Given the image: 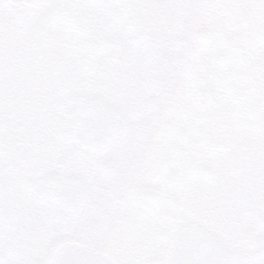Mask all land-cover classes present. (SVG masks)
<instances>
[{
    "label": "snow or ice",
    "instance_id": "1",
    "mask_svg": "<svg viewBox=\"0 0 264 264\" xmlns=\"http://www.w3.org/2000/svg\"><path fill=\"white\" fill-rule=\"evenodd\" d=\"M0 264H264V0H0Z\"/></svg>",
    "mask_w": 264,
    "mask_h": 264
}]
</instances>
